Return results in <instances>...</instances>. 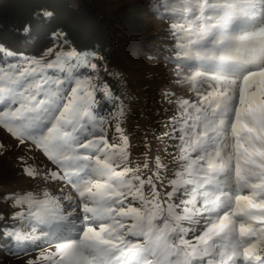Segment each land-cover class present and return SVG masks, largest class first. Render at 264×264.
I'll list each match as a JSON object with an SVG mask.
<instances>
[{"label":"snow or ice","instance_id":"obj_1","mask_svg":"<svg viewBox=\"0 0 264 264\" xmlns=\"http://www.w3.org/2000/svg\"><path fill=\"white\" fill-rule=\"evenodd\" d=\"M159 16L186 89L164 93L177 107L159 138L171 167L148 152L142 165L131 159L123 107L101 114L102 57L21 61L0 46L12 58L0 62V130L54 166L26 176L71 189L4 197L20 209L5 219L47 237L45 264H264V0H163ZM104 95L120 99L107 85Z\"/></svg>","mask_w":264,"mask_h":264},{"label":"rangeland","instance_id":"obj_2","mask_svg":"<svg viewBox=\"0 0 264 264\" xmlns=\"http://www.w3.org/2000/svg\"><path fill=\"white\" fill-rule=\"evenodd\" d=\"M122 1L113 0V3L116 5ZM109 6L112 10V4ZM143 18L149 32L163 31L167 32V36H170L169 24L166 20L161 19L159 14L145 15ZM118 24V20H114L112 24L109 23L115 46L111 58L103 64L98 80H94V83H97V90H101L103 94L105 85L111 89L110 84L103 77V73L106 72L104 69H106L110 77L118 81L121 88H125L127 100L122 101V96L120 97V94L111 89L113 96L120 99L105 96L104 100L109 104L112 105L116 102V108H113L112 113L102 115L112 119L113 115H118L119 108L123 107L126 116L122 127L129 137L131 159L139 161L142 165L145 158L144 154L148 152L153 159L160 156L162 161L171 167V157L166 156L164 152L166 144L159 138L167 131L165 125L168 123L169 117L176 114L177 107L174 103L165 101L164 93L174 92L176 96H184L186 89L176 86L173 77L174 65L169 63L167 58L151 55L144 57L130 51L127 44L128 39L122 35L121 30L118 29ZM54 37V40L38 55L32 56L24 52L15 53L21 61L25 58L40 57H44L46 60H54L58 52L95 53L77 51L71 48L62 38L60 32L55 33ZM169 42L171 44V38H169ZM49 50H51V55L48 54ZM10 59L12 58L5 56L0 58V62ZM113 133L114 127L109 129V138L112 137ZM0 143L7 146V151L0 153V192H3V195H0V216L2 213L11 216L13 211L20 210L13 208L10 203L5 201L4 197L7 194H22L31 191L42 196L44 191L53 195H60L61 188H63L64 193L71 191L70 186L61 182L44 181L40 177L32 179L24 174L23 169L25 167H35L41 175L49 168L54 167L42 152L35 149L31 144L27 142L22 145L18 144L3 130H0ZM168 151L172 152L173 149L169 146ZM20 157H23V161L20 160ZM53 250L49 245H41L31 251L6 253L0 247V264H29L31 261H37V264H45L38 258L41 257L42 253Z\"/></svg>","mask_w":264,"mask_h":264},{"label":"trees","instance_id":"obj_3","mask_svg":"<svg viewBox=\"0 0 264 264\" xmlns=\"http://www.w3.org/2000/svg\"><path fill=\"white\" fill-rule=\"evenodd\" d=\"M163 0H123L115 5L113 0H0V46L13 52H24L28 55L40 54L53 40L55 33L60 32L68 46L77 51L95 52L100 68L108 61L115 46L109 23L118 20V29L128 40L130 51L141 56L171 55L170 36L163 31H148L144 22L145 15H155L151 8L156 4L161 12ZM113 6L112 10L109 8ZM45 12L52 15H45ZM113 20V21H112ZM114 25V24H113ZM116 27V25H114ZM28 28V31H25ZM117 28V27H116ZM111 89L127 100L125 88L118 81L103 73ZM101 90L96 92V100L101 114L112 113L115 106L106 102ZM3 195V192H0ZM6 213L0 216V247L6 253L35 250L41 245H49L47 237L13 219H5ZM8 225V229H4ZM16 225L15 229L11 226ZM4 230L19 233L20 239L5 236Z\"/></svg>","mask_w":264,"mask_h":264}]
</instances>
